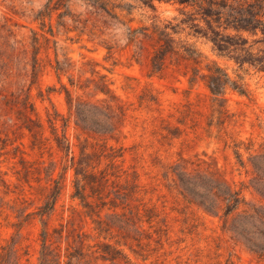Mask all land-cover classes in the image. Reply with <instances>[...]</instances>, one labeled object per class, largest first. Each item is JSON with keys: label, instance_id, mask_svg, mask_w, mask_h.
Instances as JSON below:
<instances>
[{"label": "rangeland", "instance_id": "rangeland-1", "mask_svg": "<svg viewBox=\"0 0 264 264\" xmlns=\"http://www.w3.org/2000/svg\"><path fill=\"white\" fill-rule=\"evenodd\" d=\"M46 1L0 0V178L9 183L8 189L12 190L3 193L5 187L0 181V251L1 246L14 237V249L19 254L17 262L9 264H37L40 218L37 215L30 217L17 231L14 224L20 221L18 210L33 211L42 203V193L47 190L44 186L48 184L45 169L50 163H55L54 177L65 163L70 164V155L65 157L63 152L30 148L29 135L17 117L19 105L13 96L28 94L42 119L47 111L54 109L67 117L60 82L71 88L69 76L75 81H83L91 76L92 68L106 74L111 89L128 107L118 139H107L108 145L122 148V156L114 158L123 172L119 180H130L133 173L136 174L137 202L157 214L153 226L149 227L144 221L142 228L151 232L155 227L161 229L158 242L142 240L149 243L142 250L145 258L124 247L131 259L136 264H264V259L250 253L242 243L231 240L228 233H222L217 217L186 203L175 189L169 187L170 178L164 176L168 165L182 163L187 169L204 168L208 165L206 162L214 161L230 183L248 182L250 176L234 165L231 144L236 137L259 139L264 136V71L247 65L240 67L233 59L218 56L206 40L190 39L231 79L240 77L247 90V95L226 90V106L234 113L235 121L227 124L220 134L215 128L209 133L205 130V122L210 112V92L201 80L193 85L188 83L190 69L184 61L176 63L171 58L162 72L149 75L147 60L141 56L140 61H136L134 46L126 44L125 26L116 19L83 0H64V7L52 12L50 19L45 18L42 26L34 20V15ZM124 1L129 2L116 0ZM132 5L130 13L124 11L122 17L125 21L131 19L132 26L150 25L154 22L153 15L156 20L165 21L178 14L169 4L156 3V12L138 1ZM63 10L65 13L59 18L57 14ZM32 31L37 32L41 42L37 55L40 72L33 84L27 71ZM40 34L48 40L44 42ZM181 36L184 37V33ZM56 60L65 70L60 82L54 70ZM72 92L74 95L81 93L79 90ZM140 95L147 99L152 96L156 102L146 99L140 103ZM188 103L193 112L184 117ZM60 122L56 124L58 129H61ZM73 126V118H70L66 134L74 143L76 160L78 144L85 142V134L77 140ZM173 126L181 130L174 137L167 131ZM103 140L99 136L89 137L88 142H97L96 150L88 148L86 151L99 153V144ZM20 158L26 161L29 170L25 176ZM96 158L92 156L91 161L95 163ZM107 162L108 159L101 156L99 166L104 167ZM72 178L71 167L65 174L55 210L47 218L48 227L73 219L75 226L80 225L81 230L90 235L89 244L101 241L103 238L93 230L91 219L82 214L78 200L70 196ZM243 193L247 201L257 199L251 188H245ZM105 213V210L101 213L102 218ZM152 237L156 238L157 234L153 233Z\"/></svg>", "mask_w": 264, "mask_h": 264}, {"label": "trees", "instance_id": "trees-1", "mask_svg": "<svg viewBox=\"0 0 264 264\" xmlns=\"http://www.w3.org/2000/svg\"><path fill=\"white\" fill-rule=\"evenodd\" d=\"M64 0H47L43 7L34 15V20L43 26L44 19L52 12L64 7ZM98 10L106 13L125 26L126 44L134 46L133 56L140 61L141 56L147 60L149 75L162 72L167 67V60L175 59L176 63L184 61L189 67L188 83L193 85L197 80L203 81L210 92V112L205 122V130L217 134L225 131L227 124L235 121L234 113L226 106L225 93L231 89L242 95L247 90L241 78L231 79L228 73L213 60L208 59L196 46L192 38H202L209 42L212 50L218 56L233 59L240 67L247 65L257 71H264V0H83ZM140 2L152 12H156L157 4H169L175 7L178 14L171 20H156L150 25L132 26L131 19H122L130 13L132 3ZM65 10L58 12L60 18ZM155 19V20H154ZM174 21V22H173ZM52 35V29L49 28ZM184 33V37L181 34ZM44 42L48 39L43 35ZM18 43V40L16 41ZM29 54L28 77L33 84L40 72L38 52L41 47L37 32L32 31ZM108 51L110 47H107ZM54 70L58 81L65 72L61 63L56 60ZM91 76L83 81H75L68 77L69 88L60 82L65 96L67 117L55 109L46 112L42 119L35 106L28 99V94L14 95L19 107L17 117L21 126L29 135V146L36 150H57L64 156L70 155V164L65 163L57 177L53 176L55 163L45 169L47 190L42 193L44 199L35 210L25 212L19 209L15 223L17 231L23 222L35 215L39 216L41 228L39 231V251L37 264H136L124 249L127 247L135 255L146 256L142 250L148 242L143 239L160 240L161 229L155 227L153 232L142 228L145 221L149 227L156 217L152 208H146L137 202L136 174L131 179H119L123 172L115 163V157H121V147L115 148L107 144L108 138L117 140V134L125 120L128 107L110 87L106 74L93 68ZM95 74V75H94ZM72 90L81 93L73 94ZM139 96V102L146 100ZM149 101L156 102L151 96ZM188 103L185 116L191 112ZM183 113V112H182ZM70 118H73L75 137L79 140L85 134L84 143L79 142V157L75 160L73 145L66 134ZM61 129H58L57 122ZM183 123L184 120H179ZM47 124V127L45 126ZM20 126V127H21ZM172 137L181 133L178 126L167 128ZM164 135L165 137L168 135ZM91 136H99L104 140L99 144V153L86 150H96L93 142H88ZM232 153L236 169L243 170L250 178L247 183L240 181L239 185L230 183L224 173L213 162L204 168L187 169L182 163L166 166L165 178H170V188H173L188 203L195 205L203 212L217 217L222 233H228L234 242L242 243L247 250L259 259H264V136L259 139L252 137L232 139ZM106 150H109L105 152ZM97 156L95 163L92 156ZM101 156L108 159L104 167H100ZM67 160V159H66ZM23 166V176L29 173L26 161L20 158ZM73 168L71 198L77 199L82 208V214L91 219L93 230L103 240L89 244L90 235L75 226L73 219L65 224L48 227L47 218L55 210L57 199L63 188V181L68 168ZM19 173V172H17ZM127 177V174H126ZM19 180L20 178L17 177ZM5 187L3 193L9 191L7 183L0 178ZM251 188L256 195L255 201H247L243 190ZM106 211L105 218L101 213ZM153 233L157 234L153 238ZM111 239H114L112 242ZM16 240L1 246L0 264L17 262L19 254L14 245Z\"/></svg>", "mask_w": 264, "mask_h": 264}]
</instances>
